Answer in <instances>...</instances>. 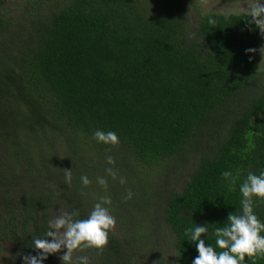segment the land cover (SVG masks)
Segmentation results:
<instances>
[{"label":"trees","instance_id":"obj_1","mask_svg":"<svg viewBox=\"0 0 264 264\" xmlns=\"http://www.w3.org/2000/svg\"><path fill=\"white\" fill-rule=\"evenodd\" d=\"M25 1L19 18L6 16L0 1L6 264L39 254L33 239L59 209L87 218L109 195L96 183L108 167L126 180L107 177L123 189L106 206L116 227L103 252L86 249L73 259L192 264L198 252L185 229L207 226L201 239L215 247V228L242 211L240 184L264 171V74L254 71L259 51L246 52L264 46V36L248 13L193 15L192 0ZM97 130L114 131L119 144L98 142ZM224 171L239 176L234 191ZM82 175L92 180L87 188ZM128 189L133 196L125 201ZM253 199L264 222V200ZM66 251L43 264H62ZM245 264H264V257Z\"/></svg>","mask_w":264,"mask_h":264},{"label":"clouds","instance_id":"obj_2","mask_svg":"<svg viewBox=\"0 0 264 264\" xmlns=\"http://www.w3.org/2000/svg\"><path fill=\"white\" fill-rule=\"evenodd\" d=\"M250 16L249 24L255 25L264 36V3L261 0H251L246 9ZM208 23L215 25L216 21L209 18ZM259 51L264 57V46L259 50L255 48L246 49L248 53ZM251 59V57H250ZM94 138L101 143L118 145L119 137L114 131L104 132L97 130ZM108 165H115V159L111 155L105 157ZM64 180L68 186L72 182V169H63ZM106 176L96 177V183L105 192L108 190V179H119L121 185L126 183L123 177L118 175V171L113 167L105 169ZM223 179L228 183L230 190H235V185L239 176H234L231 171L222 172ZM82 185L87 188L92 184V180L87 175L80 177ZM242 194V211L240 213H230L224 226L216 227L214 230L215 247L206 244L202 235H207L208 227L196 225L186 228L185 235L196 243L198 256L192 264H245L246 258L253 260L264 257V222H262L254 212V197L264 200V171L259 175L249 172L247 177L240 184ZM86 195V193H82ZM133 196L130 189L127 190L124 200H129ZM112 204L109 195L98 198L93 209L87 218L80 219L79 210L71 212L59 209L58 215L48 221V230L42 238H34V248L39 253L36 256L24 255V264H43L49 254H56L67 249L60 256L62 264H90L87 255L77 256L73 259L74 252H84L86 249H95L98 253L103 252L109 243V234L116 227V218L110 209L106 207ZM217 248L220 249L217 251Z\"/></svg>","mask_w":264,"mask_h":264},{"label":"rangeland","instance_id":"obj_3","mask_svg":"<svg viewBox=\"0 0 264 264\" xmlns=\"http://www.w3.org/2000/svg\"><path fill=\"white\" fill-rule=\"evenodd\" d=\"M3 3L4 11L6 12V16H10L13 18H19L24 15V10L27 9L28 5L25 0H0ZM251 0H192L188 2V6L190 8V12L193 15L197 13H218V14H242L247 13V6L250 4ZM261 3H264V0H261ZM190 14V15H191ZM254 71L256 73L264 74V57L258 53L255 64ZM135 183L127 184L126 188H131L135 186ZM113 189V191L110 190ZM123 192V189L120 185L113 186L108 184L107 194L114 195L116 193ZM113 204V203H112ZM111 204V205H112ZM110 210L112 208L110 207ZM170 240V238H169ZM7 244L2 245L3 250L7 249ZM170 256H174V251L171 250ZM170 257V258H171ZM11 259L10 252L6 253L0 250V264H6ZM24 264V263H21Z\"/></svg>","mask_w":264,"mask_h":264}]
</instances>
